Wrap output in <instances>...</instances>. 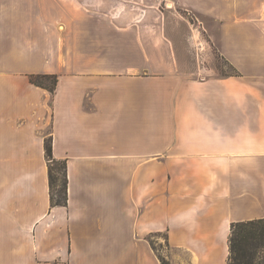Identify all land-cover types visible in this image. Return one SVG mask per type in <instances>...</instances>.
<instances>
[{"label": "crops", "instance_id": "1", "mask_svg": "<svg viewBox=\"0 0 264 264\" xmlns=\"http://www.w3.org/2000/svg\"><path fill=\"white\" fill-rule=\"evenodd\" d=\"M232 72L187 76L166 11ZM56 75L53 93L30 75ZM65 160L50 205L45 138ZM264 220V0H0V264H227Z\"/></svg>", "mask_w": 264, "mask_h": 264}, {"label": "rangeland", "instance_id": "2", "mask_svg": "<svg viewBox=\"0 0 264 264\" xmlns=\"http://www.w3.org/2000/svg\"><path fill=\"white\" fill-rule=\"evenodd\" d=\"M167 28L173 33L179 45L181 71L187 76L210 77L232 72L220 57L216 46L209 38L204 27H211L217 32V24L212 20L192 12H185L172 7L165 12ZM151 243L157 249L161 261L174 264L167 256L169 253L164 237H151Z\"/></svg>", "mask_w": 264, "mask_h": 264}, {"label": "trees", "instance_id": "3", "mask_svg": "<svg viewBox=\"0 0 264 264\" xmlns=\"http://www.w3.org/2000/svg\"><path fill=\"white\" fill-rule=\"evenodd\" d=\"M29 79L32 83L47 88L51 93L56 88V75L36 74L30 75ZM44 150L48 168L50 205H66V162L53 157L50 136L45 138ZM230 229L227 264H264V220L234 222L231 223Z\"/></svg>", "mask_w": 264, "mask_h": 264}]
</instances>
